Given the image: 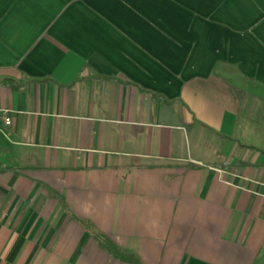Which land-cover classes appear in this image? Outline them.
I'll use <instances>...</instances> for the list:
<instances>
[{
    "label": "crops",
    "instance_id": "0c3cea01",
    "mask_svg": "<svg viewBox=\"0 0 264 264\" xmlns=\"http://www.w3.org/2000/svg\"><path fill=\"white\" fill-rule=\"evenodd\" d=\"M99 236L264 264V0H0V264Z\"/></svg>",
    "mask_w": 264,
    "mask_h": 264
},
{
    "label": "trees",
    "instance_id": "16d2710c",
    "mask_svg": "<svg viewBox=\"0 0 264 264\" xmlns=\"http://www.w3.org/2000/svg\"><path fill=\"white\" fill-rule=\"evenodd\" d=\"M100 238H102V236H99V239ZM100 243L114 257L118 259L128 262L129 264H143L137 255H135L134 253L128 252L127 250L115 244L113 241H111L107 237H103L100 240Z\"/></svg>",
    "mask_w": 264,
    "mask_h": 264
},
{
    "label": "built area",
    "instance_id": "2783aa9c",
    "mask_svg": "<svg viewBox=\"0 0 264 264\" xmlns=\"http://www.w3.org/2000/svg\"><path fill=\"white\" fill-rule=\"evenodd\" d=\"M5 121H6V123H10L11 122V117L10 116H6L5 117Z\"/></svg>",
    "mask_w": 264,
    "mask_h": 264
}]
</instances>
